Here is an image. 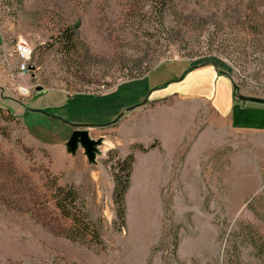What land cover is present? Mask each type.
Masks as SVG:
<instances>
[{
    "label": "rangeland",
    "instance_id": "1",
    "mask_svg": "<svg viewBox=\"0 0 264 264\" xmlns=\"http://www.w3.org/2000/svg\"><path fill=\"white\" fill-rule=\"evenodd\" d=\"M20 41L32 53L18 77ZM177 61L229 77L233 120L205 102L142 106L90 130L92 162L22 118L52 113L56 90L112 92ZM237 94L264 98V0H0V264H264V103ZM131 152L121 225L112 166ZM59 186L98 237L75 233Z\"/></svg>",
    "mask_w": 264,
    "mask_h": 264
},
{
    "label": "crops",
    "instance_id": "2",
    "mask_svg": "<svg viewBox=\"0 0 264 264\" xmlns=\"http://www.w3.org/2000/svg\"><path fill=\"white\" fill-rule=\"evenodd\" d=\"M162 65L165 66L161 69ZM155 69H161V72L155 74ZM221 72L215 64L191 66L187 61L161 63L144 78L124 82L112 92L71 97L65 91L56 90L65 98L52 113L34 114L36 111L26 109L21 115L30 133L39 136L42 141L52 140L59 144L70 138L73 124L87 125L90 132L95 127L108 126L122 113L137 112L142 106L168 103L165 107L170 108L181 102H205L218 116L233 120V110L239 102L236 101L234 85ZM133 106L136 107L130 110L132 112L126 111ZM32 115H36L38 121L28 125L27 118Z\"/></svg>",
    "mask_w": 264,
    "mask_h": 264
},
{
    "label": "trees",
    "instance_id": "3",
    "mask_svg": "<svg viewBox=\"0 0 264 264\" xmlns=\"http://www.w3.org/2000/svg\"><path fill=\"white\" fill-rule=\"evenodd\" d=\"M63 32L61 35H67V41L72 42L73 35L71 32ZM119 117L117 118V120ZM116 121V120H115ZM114 121V122H115ZM113 123V122H112ZM154 147V144L148 148L140 146L142 151ZM135 161L134 153L131 152L125 157L117 158L112 166L114 171V190L113 200L116 205L117 217L121 221V225L125 223L126 206L125 198L127 191L130 187V179ZM57 206L61 213L74 221V231L78 235H85L86 232L93 233L96 237L99 236L98 229L94 228L93 223L88 219L87 214L79 207V195L76 190L71 186H59L56 190ZM93 227V229H92Z\"/></svg>",
    "mask_w": 264,
    "mask_h": 264
},
{
    "label": "water",
    "instance_id": "4",
    "mask_svg": "<svg viewBox=\"0 0 264 264\" xmlns=\"http://www.w3.org/2000/svg\"><path fill=\"white\" fill-rule=\"evenodd\" d=\"M43 87H38L37 91H45ZM237 97L241 101H251V102H258V103H264V98L254 97V96H245V95H238ZM136 106L127 108L126 111H130ZM124 113H122L119 118L123 116ZM52 115V114H51ZM55 116V115H53ZM58 117V116H55ZM74 130L72 131L70 138L68 140V150L70 152H75L76 149L81 146L84 148L85 154L88 157L89 161H95L96 152H97V146L101 143V139H94L90 136V132L88 130L87 125L82 124H73Z\"/></svg>",
    "mask_w": 264,
    "mask_h": 264
},
{
    "label": "built area",
    "instance_id": "5",
    "mask_svg": "<svg viewBox=\"0 0 264 264\" xmlns=\"http://www.w3.org/2000/svg\"><path fill=\"white\" fill-rule=\"evenodd\" d=\"M16 56L18 58V70L17 75L18 77L26 75L31 67H30V60H31V48L30 46L24 42L20 41L16 45ZM28 91V90H27ZM26 89L22 88L23 93H27Z\"/></svg>",
    "mask_w": 264,
    "mask_h": 264
},
{
    "label": "bare ground",
    "instance_id": "6",
    "mask_svg": "<svg viewBox=\"0 0 264 264\" xmlns=\"http://www.w3.org/2000/svg\"><path fill=\"white\" fill-rule=\"evenodd\" d=\"M140 200V199H139ZM140 202V201H139Z\"/></svg>",
    "mask_w": 264,
    "mask_h": 264
}]
</instances>
